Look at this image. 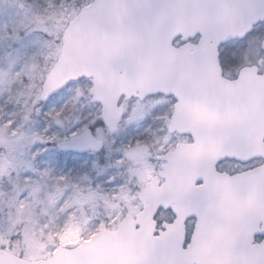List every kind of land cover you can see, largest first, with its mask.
Returning <instances> with one entry per match:
<instances>
[{"label": "snow or ice", "instance_id": "snow-or-ice-1", "mask_svg": "<svg viewBox=\"0 0 264 264\" xmlns=\"http://www.w3.org/2000/svg\"><path fill=\"white\" fill-rule=\"evenodd\" d=\"M8 6L0 264H264V0Z\"/></svg>", "mask_w": 264, "mask_h": 264}, {"label": "rangeland", "instance_id": "rangeland-1", "mask_svg": "<svg viewBox=\"0 0 264 264\" xmlns=\"http://www.w3.org/2000/svg\"><path fill=\"white\" fill-rule=\"evenodd\" d=\"M17 2H19V0H0V10L4 11L5 17H7L8 14L15 11L14 7H9L8 5H14ZM75 239H76V234L74 233H68L64 237L65 242L72 241Z\"/></svg>", "mask_w": 264, "mask_h": 264}]
</instances>
